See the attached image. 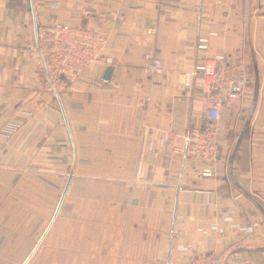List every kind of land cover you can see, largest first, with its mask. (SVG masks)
I'll return each instance as SVG.
<instances>
[{
    "label": "crops",
    "instance_id": "obj_1",
    "mask_svg": "<svg viewBox=\"0 0 264 264\" xmlns=\"http://www.w3.org/2000/svg\"><path fill=\"white\" fill-rule=\"evenodd\" d=\"M53 21L107 36L108 80L95 66L49 88L29 46ZM221 51L251 64L244 100L221 106L217 160L182 158L172 148L210 98L190 73ZM147 52L159 71L143 69ZM70 176L27 264H180L181 243L223 264L264 260L236 249L264 245V0H0V264H22Z\"/></svg>",
    "mask_w": 264,
    "mask_h": 264
},
{
    "label": "built area",
    "instance_id": "obj_2",
    "mask_svg": "<svg viewBox=\"0 0 264 264\" xmlns=\"http://www.w3.org/2000/svg\"><path fill=\"white\" fill-rule=\"evenodd\" d=\"M212 31L211 34H216ZM209 36H200L197 46L206 48ZM108 38L98 30L85 25H73L60 21L40 25L36 36L29 46V53L39 66L45 70L49 88H56L58 81L64 77L81 78L89 67L103 68L113 65L114 58L105 52ZM161 68V59L154 53L147 52L143 69L155 73ZM251 64L244 52L230 54L216 52L206 56L197 63L190 75H201V80L194 81L199 87L208 91L210 98L204 123L194 125L184 134L182 145L175 144L173 152L186 158L194 155L204 161H215L219 156V121L221 106L224 102L241 104L244 100L245 88L250 82ZM186 84H191L190 78ZM176 137L172 131L165 132L160 144L169 138ZM204 175L214 173L212 167L202 169ZM226 217V220H230ZM254 224L243 226L244 235L253 233ZM222 230V229H221ZM180 249L184 259L180 264H223V256L198 249L189 243H181ZM250 264H264V260Z\"/></svg>",
    "mask_w": 264,
    "mask_h": 264
},
{
    "label": "water",
    "instance_id": "obj_3",
    "mask_svg": "<svg viewBox=\"0 0 264 264\" xmlns=\"http://www.w3.org/2000/svg\"><path fill=\"white\" fill-rule=\"evenodd\" d=\"M112 70H113V65H109L106 67L105 69V73L103 74V79L105 80H108L111 76V73H112ZM257 93H258V80H255V92H254V96H253V101H252V105L250 107V110H249V113L245 119V122L241 128V131L236 139V142H235V148H234V151L237 149V147L239 146L240 144V141H241V138H242V135L244 133V131L246 130L248 124H249V121H250V117H251V114L253 113L254 111V108H255V104H256V100H257ZM71 177H69V180L63 190V193L60 197V200L57 204V207H56V210L54 212V215L51 219V221L49 222L46 230L44 231V233L42 234V236L40 237V239L38 240L36 246L32 249V251L29 253V255L25 258V260L22 262V264H27V262L30 260V258L32 257V255L34 254V252L36 251L37 247L39 246V244L41 243L42 239L44 238V236L46 235L48 229L50 228V226L52 225L58 211L60 210L61 206H62V203H63V200H64V197H65V194H66V191H67V188H68V185H69V182L71 180ZM261 208H263L261 206ZM264 209V208H263ZM247 248H255V249H264V245L263 246H242V247H238L236 249H247Z\"/></svg>",
    "mask_w": 264,
    "mask_h": 264
}]
</instances>
